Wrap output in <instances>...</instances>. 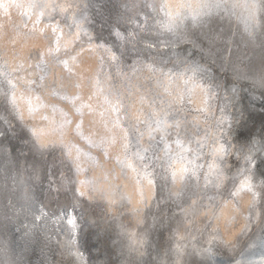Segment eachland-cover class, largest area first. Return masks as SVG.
<instances>
[{
    "label": "rangeland",
    "instance_id": "1",
    "mask_svg": "<svg viewBox=\"0 0 264 264\" xmlns=\"http://www.w3.org/2000/svg\"><path fill=\"white\" fill-rule=\"evenodd\" d=\"M240 80L264 85V0H0V150L90 264H156L157 245L203 264L248 243L264 182L259 139L237 142Z\"/></svg>",
    "mask_w": 264,
    "mask_h": 264
},
{
    "label": "bare ground",
    "instance_id": "2",
    "mask_svg": "<svg viewBox=\"0 0 264 264\" xmlns=\"http://www.w3.org/2000/svg\"><path fill=\"white\" fill-rule=\"evenodd\" d=\"M121 43H124L121 39L116 42L117 45H121ZM116 53H118L117 47ZM258 89L263 90L264 85H260ZM249 102H253L256 105L243 103V107H241V111L243 110L242 118L247 120L248 124L245 131L238 135L237 142L245 144L250 140L247 144L251 143V141L256 143L258 138L259 142H263V146L259 142V145L256 146L258 149L260 147L263 149L264 111L259 100L252 101L249 98ZM249 131L253 133L251 137L245 135V132ZM255 137L257 138L255 139ZM4 147L5 152L0 150V231L7 239L8 249L11 252L9 257L11 264H90L91 262H83L81 259L84 255L80 257L77 253V247L70 238L73 228L63 226V228L53 229L52 227L55 226H51V219H48L52 218V220L56 221L54 219L56 217L66 221L67 216L58 214V212L57 214L55 213L56 215L53 214L50 217H46L45 214H40L38 210H35L36 208H29L30 205L25 201V194L28 193L25 186L28 184L31 187L29 192L35 198L34 187L33 185L30 186L33 176L28 171V168L24 167L22 163L20 164L15 157L16 155L13 156L7 150L8 145ZM261 160L262 162L264 161L262 157ZM261 171L264 173V169ZM252 177L255 179V174ZM18 178L20 181L17 180ZM258 219L264 223V208H261ZM97 228L102 227L97 225ZM258 240L255 243L250 242V247L248 246L249 248L244 250L245 252L239 254L233 263L232 261L229 262V257L220 259L213 253L210 259H205L202 262L203 264H264V233L259 235ZM83 248L85 247L83 246ZM157 250L154 253V261L156 264H166V253L169 254V252L160 245H157ZM82 252L84 253V251ZM101 253H103L101 260L105 261L106 257L112 258L111 249L105 246L104 251ZM119 253L121 254V252ZM199 254L201 256L204 255L202 252ZM180 256V249L177 253L170 252V262H176ZM247 258L249 259L247 260ZM192 260L189 261L187 259L185 264H191ZM94 263L96 264L97 261H94Z\"/></svg>",
    "mask_w": 264,
    "mask_h": 264
},
{
    "label": "water",
    "instance_id": "3",
    "mask_svg": "<svg viewBox=\"0 0 264 264\" xmlns=\"http://www.w3.org/2000/svg\"><path fill=\"white\" fill-rule=\"evenodd\" d=\"M240 82V86H241V89L242 91L240 93H242L244 91L245 93V98L247 99V101L249 102V98L252 99V101H257L259 100V103L261 104V107L264 111V105H262V102H264V89L261 90V89H258V87L260 85H263L262 83L260 82H257L256 84L255 83H250V84H247V83H243L242 80L239 81ZM242 96V95H240ZM243 98V96H242ZM245 103V102H244ZM247 104V103H246ZM249 104L251 105H256L255 103L253 102H249ZM243 107V106H242ZM263 114V113H262ZM264 115V114H263ZM258 133V132H256ZM249 137V136H248ZM257 138V137H255ZM247 139V138H245ZM259 143H262V146H263V142L260 141ZM257 147V146H256ZM260 147V146H259ZM252 155L254 157H256L258 163H257V167L255 168V177L256 179H259V182L261 183L262 181L264 182V173L261 171L262 169H264V161L262 162L261 160V157L264 159V147L263 149L260 147V149H258V147L256 148V151L255 153L252 152ZM262 175V176H261ZM263 178V179H262ZM264 196V195H263ZM264 199V198H263ZM263 226H264V223L261 222V224L257 227L256 229V232L254 233L255 235H253L252 239L250 238V240L248 241V243H245L243 245V247L241 248V250L239 251V253H236L234 255H229V262L232 261V263L234 262L235 258L237 256H239V254H242L243 252H245L244 250H247V248H249V244L250 242L251 243H255V241H259L258 240V237L259 235H261L262 233H264V229H263ZM249 246V247H248ZM77 253L78 255L81 257L84 255V253L80 250V249H77ZM226 257V258H228ZM85 257L83 256V258L81 259L83 262H85L86 259H84ZM218 258V257H217ZM249 258H247L248 260ZM246 260V261H247ZM249 262V261H248Z\"/></svg>",
    "mask_w": 264,
    "mask_h": 264
}]
</instances>
